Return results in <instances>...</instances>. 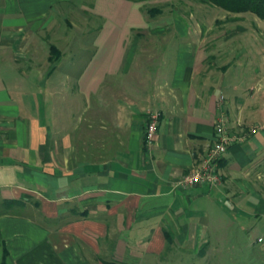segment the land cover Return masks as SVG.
<instances>
[{"label": "crops", "instance_id": "obj_1", "mask_svg": "<svg viewBox=\"0 0 264 264\" xmlns=\"http://www.w3.org/2000/svg\"><path fill=\"white\" fill-rule=\"evenodd\" d=\"M71 1L0 0V262L216 252L210 218L264 215V120L250 123L258 104L239 80L259 75L242 60L217 63L203 24L195 34L181 21H139L130 0L81 2L102 21L90 54L68 56L86 29L66 19ZM219 114L235 136L216 162L219 182L177 183L205 157Z\"/></svg>", "mask_w": 264, "mask_h": 264}, {"label": "rangeland", "instance_id": "obj_2", "mask_svg": "<svg viewBox=\"0 0 264 264\" xmlns=\"http://www.w3.org/2000/svg\"><path fill=\"white\" fill-rule=\"evenodd\" d=\"M115 1L122 2V0ZM130 1L136 6L135 10L139 12V21L159 23L181 21L185 25L188 24L190 32L195 34L198 32L195 24H203L202 27L205 28L203 37L216 40L213 48L219 56L220 62L217 63L224 60H242L248 75L254 73L259 75V78L247 76L241 77L239 80L244 82L242 84L245 86L244 96L247 105L258 104V113L252 116L255 120H250V123L264 120V19L249 11H224L218 6L201 0ZM71 2L73 9L66 14V19L74 23L76 29L84 25L86 29L83 30L82 36H75V39L78 40L71 44L72 48L67 50L66 54L69 56L79 52L78 55L83 59L90 54L91 46L88 44V40L92 37L95 27L101 23L102 18L96 13H85L82 9L80 10L81 2L90 6L94 0H73ZM152 5L158 6L160 13L148 15L145 8ZM57 22L59 21L57 20L52 27L55 28ZM176 33L179 34L180 30H177ZM58 35L60 32L56 33L57 38H59ZM77 37L81 38L80 41ZM78 42L82 46L74 44ZM58 80L63 83L65 79ZM230 207L233 209L231 204ZM219 218L218 220L216 216L213 219L210 218L206 227L207 234L209 233L212 237L211 242H215L218 246L216 252L210 249L208 254L206 252L199 257L198 254H189L188 249L182 248L179 249L177 261L174 258L169 261L165 259V256H162L163 259L156 258L157 263L155 264H264L262 261L264 253L260 254L261 247H264V215L259 213L258 215L245 216L237 212L235 216L233 213L230 216L220 214ZM257 237L262 239L259 241Z\"/></svg>", "mask_w": 264, "mask_h": 264}, {"label": "built area", "instance_id": "obj_3", "mask_svg": "<svg viewBox=\"0 0 264 264\" xmlns=\"http://www.w3.org/2000/svg\"><path fill=\"white\" fill-rule=\"evenodd\" d=\"M157 113L151 112L148 114V121L144 128L145 142L152 139L153 132L156 127ZM235 139L233 134H229L225 127L222 115H217L214 121V138L207 149L205 157H203L199 164L192 169V171L182 175L177 183H209L214 184L219 182V175L216 170V162L221 154L224 152L226 146Z\"/></svg>", "mask_w": 264, "mask_h": 264}, {"label": "trees", "instance_id": "obj_4", "mask_svg": "<svg viewBox=\"0 0 264 264\" xmlns=\"http://www.w3.org/2000/svg\"><path fill=\"white\" fill-rule=\"evenodd\" d=\"M207 2L211 5L218 6L224 11L229 12H242V11H249L255 14L257 17L264 19V0H201ZM145 12L148 15H153L155 13H160V8L158 6H148L145 8ZM51 51H57L54 45H49ZM165 239L169 241L168 235L165 232ZM113 264H121L115 263L112 261ZM0 264H4L3 261Z\"/></svg>", "mask_w": 264, "mask_h": 264}]
</instances>
